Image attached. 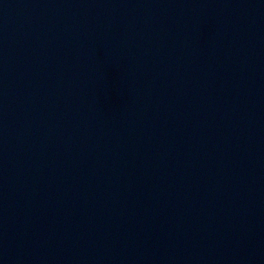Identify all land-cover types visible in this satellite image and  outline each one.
<instances>
[{
  "label": "water",
  "instance_id": "1",
  "mask_svg": "<svg viewBox=\"0 0 264 264\" xmlns=\"http://www.w3.org/2000/svg\"><path fill=\"white\" fill-rule=\"evenodd\" d=\"M0 264H264V0H0Z\"/></svg>",
  "mask_w": 264,
  "mask_h": 264
}]
</instances>
